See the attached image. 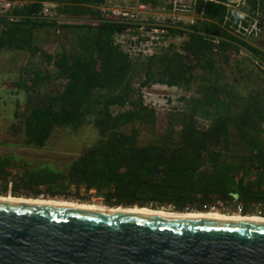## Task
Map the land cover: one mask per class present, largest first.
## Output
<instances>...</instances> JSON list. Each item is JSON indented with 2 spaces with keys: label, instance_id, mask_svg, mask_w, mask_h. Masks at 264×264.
Wrapping results in <instances>:
<instances>
[{
  "label": "trees",
  "instance_id": "16d2710c",
  "mask_svg": "<svg viewBox=\"0 0 264 264\" xmlns=\"http://www.w3.org/2000/svg\"><path fill=\"white\" fill-rule=\"evenodd\" d=\"M106 1L27 0L0 13V54L40 53L53 67L30 82L22 76L5 84L28 94V114L21 128H13L23 133L18 145L42 150L57 129L77 131L89 115L96 117L101 137L66 170L0 154V195L88 202L94 192L110 207L187 213L210 212L221 203L230 211L240 208L242 215L264 210V51L222 26L221 3L227 0L205 6V19L189 26L195 33L162 28L164 41L187 37L181 45L170 43L136 59L116 36L140 28L106 15ZM141 1L158 6L162 0ZM257 1L264 6V0L250 1L254 9ZM46 4L55 5L53 16L43 14ZM199 32L238 43L263 63L232 42ZM157 85L189 96L181 99L182 110L167 113L154 139L142 144L138 125L158 121L144 91Z\"/></svg>",
  "mask_w": 264,
  "mask_h": 264
},
{
  "label": "water",
  "instance_id": "95a60500",
  "mask_svg": "<svg viewBox=\"0 0 264 264\" xmlns=\"http://www.w3.org/2000/svg\"><path fill=\"white\" fill-rule=\"evenodd\" d=\"M117 23L195 33L189 27L165 23ZM220 40L234 43L263 63L244 46ZM0 264H264V223L95 212L0 200Z\"/></svg>",
  "mask_w": 264,
  "mask_h": 264
},
{
  "label": "rangeland",
  "instance_id": "374dc122",
  "mask_svg": "<svg viewBox=\"0 0 264 264\" xmlns=\"http://www.w3.org/2000/svg\"><path fill=\"white\" fill-rule=\"evenodd\" d=\"M13 1L18 4L27 2V0ZM133 1L107 0L101 9L106 15L112 12H116V15H118V11L130 8ZM168 1L162 0L160 4ZM49 14L54 15V12L52 11ZM141 35V33L128 32L125 35L116 36V40L127 47L125 43H132L133 38L139 37L140 39ZM186 40L187 37L172 38L169 41H165L164 45L168 46L170 43H174L179 46ZM249 43L264 51V34L259 39L249 40ZM50 50L55 52V54L58 53V48L56 47L50 48ZM44 71L52 73L53 67L46 63L40 53L31 55L26 51H3L0 54V154L17 155L18 158L27 160L34 167L48 165L58 170H66L73 159L79 157L88 148L101 140L99 132L94 126L96 118L94 115L87 116L84 126L77 131L70 128L57 129L42 150L18 145V143L22 142L23 133H15L13 131L15 127H22L23 121L28 114V94L23 90L10 89L5 84L16 83L22 76L26 81L30 82L34 79L35 74ZM246 85L251 88L250 83L246 82ZM187 96L189 94L184 90L160 85L144 91L145 103L156 110L158 121L155 126L151 124L138 125L142 144L150 143L154 139L155 134L161 131L164 127L163 123L164 120L166 121L167 113H170L173 109L182 110L184 108V102L181 99ZM91 195L87 203L94 202L105 205L103 199L96 197L94 192ZM70 200L80 202L77 198ZM237 211V209L232 210L229 215L238 214L236 213ZM255 215L264 217V210H259L258 214Z\"/></svg>",
  "mask_w": 264,
  "mask_h": 264
},
{
  "label": "built area",
  "instance_id": "2783aa9c",
  "mask_svg": "<svg viewBox=\"0 0 264 264\" xmlns=\"http://www.w3.org/2000/svg\"><path fill=\"white\" fill-rule=\"evenodd\" d=\"M250 1L252 2L253 0H227L223 3H221L220 0H169L168 2H163L161 5L153 6L143 3L141 0H134L130 8H124L123 11H118V15H116V12L109 14L127 22H165V24H181V26L189 27L205 19L206 15L204 11L208 3H221L226 8V16L222 26L231 35L249 41L259 39L264 34V6L257 1L256 8L254 9ZM23 4L24 3L18 4L13 0H0V13L5 14L16 6H22ZM54 8L55 5L46 4L43 14L45 16H53L49 13H51ZM199 8L201 11L198 10ZM139 28L138 30L128 31L132 33H141L142 35L140 39L139 37L133 38L132 43H125L127 47L116 40L123 51L129 54L133 59L153 56L158 53L159 49L164 46V36L167 34L162 28L152 27L153 29L151 31H146L144 29L146 27L143 26H139ZM210 211H220L225 214H231L223 208L221 203L212 207ZM236 213L242 215L241 209L238 208Z\"/></svg>",
  "mask_w": 264,
  "mask_h": 264
},
{
  "label": "bare ground",
  "instance_id": "6f19581e",
  "mask_svg": "<svg viewBox=\"0 0 264 264\" xmlns=\"http://www.w3.org/2000/svg\"><path fill=\"white\" fill-rule=\"evenodd\" d=\"M0 200L13 201L37 205H46L70 209H79L95 212H109V213H123V214H138V215H153V216H167V217H182V218H197V219H212V220H226V221H241V222H256L264 223V217L259 215H240V214H225L220 211L210 212H177L167 209H151V208H138V207H109L97 203L79 202L66 199H42V198H26L15 196H2Z\"/></svg>",
  "mask_w": 264,
  "mask_h": 264
}]
</instances>
